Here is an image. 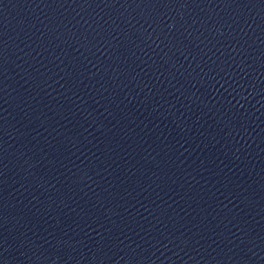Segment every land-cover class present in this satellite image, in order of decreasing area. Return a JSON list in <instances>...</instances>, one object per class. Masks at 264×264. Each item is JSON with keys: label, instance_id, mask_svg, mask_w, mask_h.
I'll use <instances>...</instances> for the list:
<instances>
[{"label": "water", "instance_id": "obj_1", "mask_svg": "<svg viewBox=\"0 0 264 264\" xmlns=\"http://www.w3.org/2000/svg\"><path fill=\"white\" fill-rule=\"evenodd\" d=\"M0 264H264V0H0Z\"/></svg>", "mask_w": 264, "mask_h": 264}]
</instances>
